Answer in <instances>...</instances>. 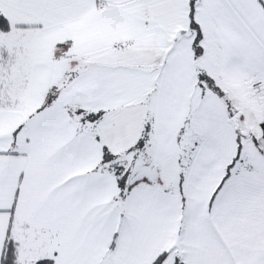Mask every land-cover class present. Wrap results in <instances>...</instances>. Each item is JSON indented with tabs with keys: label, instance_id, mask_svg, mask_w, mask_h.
I'll return each instance as SVG.
<instances>
[{
	"label": "snow or ice",
	"instance_id": "1",
	"mask_svg": "<svg viewBox=\"0 0 264 264\" xmlns=\"http://www.w3.org/2000/svg\"><path fill=\"white\" fill-rule=\"evenodd\" d=\"M0 264H264V0H0Z\"/></svg>",
	"mask_w": 264,
	"mask_h": 264
}]
</instances>
